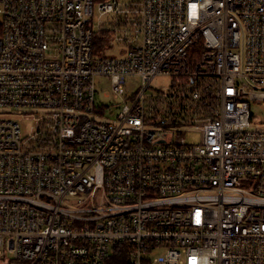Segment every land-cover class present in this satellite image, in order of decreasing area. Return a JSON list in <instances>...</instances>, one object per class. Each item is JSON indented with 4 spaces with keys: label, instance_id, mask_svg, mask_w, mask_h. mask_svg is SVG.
Wrapping results in <instances>:
<instances>
[{
    "label": "built area",
    "instance_id": "obj_1",
    "mask_svg": "<svg viewBox=\"0 0 264 264\" xmlns=\"http://www.w3.org/2000/svg\"><path fill=\"white\" fill-rule=\"evenodd\" d=\"M0 264H264V0H0Z\"/></svg>",
    "mask_w": 264,
    "mask_h": 264
},
{
    "label": "rangeland",
    "instance_id": "obj_2",
    "mask_svg": "<svg viewBox=\"0 0 264 264\" xmlns=\"http://www.w3.org/2000/svg\"><path fill=\"white\" fill-rule=\"evenodd\" d=\"M108 56H118L117 51L116 52H109ZM166 82L164 80H156L153 83V86L155 88H158L162 85H165ZM139 86L138 79L135 78H128L126 80L125 85V91L128 94H131L136 91V89ZM95 89H96V96H95V102L97 107H104L105 111L103 116H101L102 120H105L107 122H114L116 120V116L118 115L119 111L121 110V107L123 105L122 100H114L111 96L110 92V86L109 82L106 79H96L95 80ZM119 105V106H117ZM251 112L257 116L258 118H261V108L256 104H250ZM10 112V111H9ZM18 120L20 126L22 129H27L29 124L26 122H23L19 120L18 118H15ZM255 124V122H253ZM193 138L189 137L188 141H191ZM160 253V252H159ZM157 253L156 255H158Z\"/></svg>",
    "mask_w": 264,
    "mask_h": 264
},
{
    "label": "trees",
    "instance_id": "obj_3",
    "mask_svg": "<svg viewBox=\"0 0 264 264\" xmlns=\"http://www.w3.org/2000/svg\"><path fill=\"white\" fill-rule=\"evenodd\" d=\"M93 40H94L93 45H94V49H95L94 52H97L98 49L103 48L104 41L102 39L101 34L95 35Z\"/></svg>",
    "mask_w": 264,
    "mask_h": 264
}]
</instances>
